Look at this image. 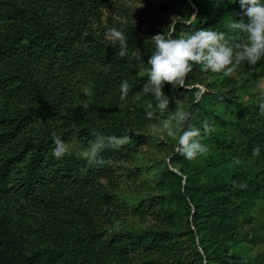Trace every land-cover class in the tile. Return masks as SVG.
Segmentation results:
<instances>
[{"label":"trees","instance_id":"16d2710c","mask_svg":"<svg viewBox=\"0 0 264 264\" xmlns=\"http://www.w3.org/2000/svg\"><path fill=\"white\" fill-rule=\"evenodd\" d=\"M143 2L158 18L146 27L138 0H0V264H264V253L253 254L264 230V112L254 91L264 59L227 76L194 64L184 86L166 82L169 104L186 86L205 87L192 88L184 109L191 124L211 126L201 137L208 151L187 159L176 145L157 194L120 191L124 176L141 174L124 166L166 113L145 115L156 103L142 91L151 37L212 27L231 43V22L247 20L232 0ZM109 27L128 36L123 57ZM123 80L131 87L122 100ZM53 133L68 144L60 158ZM96 134L129 139L105 143L95 163L86 153ZM128 218L154 225L137 228Z\"/></svg>","mask_w":264,"mask_h":264},{"label":"clouds","instance_id":"9594fccd","mask_svg":"<svg viewBox=\"0 0 264 264\" xmlns=\"http://www.w3.org/2000/svg\"><path fill=\"white\" fill-rule=\"evenodd\" d=\"M238 2L246 15L247 20L231 22L232 29L238 34V39L229 42L223 31L214 28L196 29L173 36L171 33H158L151 37L154 49L147 61V80L143 85V92L150 94L155 105H149L145 115L149 119L154 117L155 110L168 111L169 97L162 91L165 83L173 88L184 86L186 76L192 71L194 64L204 71L222 73L227 76L234 72L242 63L254 65L264 59V0H232ZM193 17H195L193 15ZM110 43L119 46L118 54L123 57L128 50V36L118 27H109L106 30ZM131 85L128 80L120 84L121 99L123 100ZM261 92L258 108L264 112V81L259 85ZM199 93L195 100H199ZM192 112L184 108H177L169 112L162 124L153 123L150 127L157 132L166 133L176 139L177 150L187 159H194L208 151V146L202 143L203 132L210 129L207 121L200 127L189 121ZM127 135H100L91 143L86 155L90 161L103 163L99 157L100 150L107 143L109 146L119 148L128 141ZM52 155L60 158L68 152V144L53 133ZM261 153L260 146L253 148V156ZM234 163L239 164L238 157ZM235 183V181L233 182ZM243 187V185H240Z\"/></svg>","mask_w":264,"mask_h":264},{"label":"rangeland","instance_id":"374dc122","mask_svg":"<svg viewBox=\"0 0 264 264\" xmlns=\"http://www.w3.org/2000/svg\"><path fill=\"white\" fill-rule=\"evenodd\" d=\"M135 5L139 7L138 13L140 16L138 17V19L141 22H144L143 24L145 25V27L149 22H151L152 25L155 24L158 18L151 19L150 16L147 15V12L144 13L142 11V9L146 6V3L143 2V0H138V4L136 3ZM161 18L165 22H167V25H172L173 20L169 19L167 21L166 16H162ZM156 26L157 25L151 27L156 28ZM208 81L212 83L215 81V78L210 77ZM262 81H264V78L260 80L254 87V91H261L259 85ZM193 87L198 88L201 93L205 91V87L198 84H196L195 86H186V91L184 93L178 95L176 98L170 101L168 111H166L164 116L158 120L157 124H162L163 120L168 117L169 112H174L177 108H184L185 105L188 104L190 100H192L194 93L191 90ZM84 93L85 95L89 96L90 92L88 90H85ZM81 102L87 104V97L84 98ZM147 135L151 137V140L140 148L139 153L137 154L136 159L133 163H126L124 166L127 172H131V170H134V167L142 168L141 174L138 178L133 177L130 179L127 176H124L122 178L124 184L121 185L120 191L122 193H125L127 197L129 196L130 199H133L136 195L146 197L148 195L157 194L154 185L165 169V163L169 165V155H172V153L176 151V139L174 137H169L166 133L163 132L154 131L152 128L147 131ZM261 220L264 224V217H262ZM181 221L183 226H185L186 219L182 218ZM128 222L137 228H145L149 225H154V222H152L151 220L144 223L133 218H128ZM259 242L260 243L258 247H255V249L253 250V254L260 252L264 253V230L261 233V239Z\"/></svg>","mask_w":264,"mask_h":264},{"label":"water","instance_id":"95a60500","mask_svg":"<svg viewBox=\"0 0 264 264\" xmlns=\"http://www.w3.org/2000/svg\"><path fill=\"white\" fill-rule=\"evenodd\" d=\"M169 161V160H168ZM173 171H175V172H178L177 170H175V169H173V168H171Z\"/></svg>","mask_w":264,"mask_h":264}]
</instances>
